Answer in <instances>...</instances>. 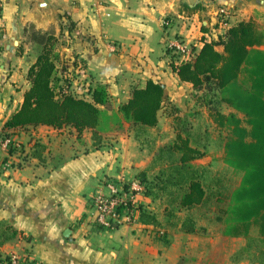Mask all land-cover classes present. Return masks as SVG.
Masks as SVG:
<instances>
[{
  "label": "crops",
  "instance_id": "1",
  "mask_svg": "<svg viewBox=\"0 0 264 264\" xmlns=\"http://www.w3.org/2000/svg\"><path fill=\"white\" fill-rule=\"evenodd\" d=\"M219 6L231 9L229 26L254 22L256 47L264 48V0H0V136L10 133L21 144L19 163L0 174V227L17 231L0 246L4 255L29 249L41 264H243L246 257L230 256L243 249L246 237L236 236L242 240L238 249L215 259L219 240L235 236L224 234V227L222 235L200 234L197 220L182 212L204 202L179 208L182 191L169 180L171 161L179 156L169 148L176 133L204 152L191 164L206 167L207 174L214 159L201 142L202 125L218 128L206 104L185 101V89L192 97L202 92L172 70L166 46L180 38L199 49L223 32L216 27ZM47 30L72 43L62 48L66 61L58 74L76 72L87 84H103L116 102L115 113L101 106L94 129L78 134L72 126H4L29 86L27 72L40 45L33 32ZM148 80L159 82L165 95L152 126L127 121L118 111L132 87ZM109 178L143 179V191L136 195L134 222L102 230L91 225L88 213L92 196ZM209 184L203 183L206 196ZM187 217L195 221L193 231L182 227Z\"/></svg>",
  "mask_w": 264,
  "mask_h": 264
},
{
  "label": "trees",
  "instance_id": "2",
  "mask_svg": "<svg viewBox=\"0 0 264 264\" xmlns=\"http://www.w3.org/2000/svg\"><path fill=\"white\" fill-rule=\"evenodd\" d=\"M68 25L71 28L72 22ZM33 39L40 43L41 51L29 66V86L24 91L23 100L4 126H72L78 134L86 128H96L101 106L109 100L106 86L96 84L90 87L89 97L73 95L68 91L71 79L58 75L54 62L58 53L53 44L58 35L53 30L35 31ZM258 43L255 23L240 21L203 40L189 60L176 61L175 54L167 53L172 70L181 80L190 82L194 90L202 92V102L208 106L216 128L225 130L227 140L223 162L242 172L238 185L229 192L224 200L226 205L218 210L216 218L223 223L224 234L246 237L247 243L242 249L245 257L251 259L253 255L256 264H264V48L256 47ZM218 45L223 49H218ZM60 78H65V85L59 83ZM164 102V88L159 82L148 80L142 87H132L129 98L119 104L118 111L127 121L152 126L156 124ZM220 103L232 110L223 112ZM4 134L10 135L2 133L1 136ZM99 138L98 132L94 131L95 145ZM169 148L179 152L178 158L171 161L173 172L169 175V180L182 191L178 207L188 209L205 202L203 177L207 169L191 164L204 152L190 146L188 137L181 131L176 133ZM140 181L143 184V179ZM217 200L223 201L218 196ZM252 225L258 232L255 236L249 232ZM182 227L193 231L195 221L187 217ZM16 234L12 226H1L0 246ZM253 241L257 242L256 246ZM8 263L9 254L4 255L0 250V264Z\"/></svg>",
  "mask_w": 264,
  "mask_h": 264
},
{
  "label": "rangeland",
  "instance_id": "3",
  "mask_svg": "<svg viewBox=\"0 0 264 264\" xmlns=\"http://www.w3.org/2000/svg\"><path fill=\"white\" fill-rule=\"evenodd\" d=\"M62 35L63 33L59 34L58 40L53 44V48L55 49L56 54L58 53L57 58L54 59V62L58 67V71L62 66H64L63 63L66 61V56L62 53V48L70 47L72 44L67 42V40L62 39ZM41 47V45H38V47L36 48V56L41 51ZM35 59L33 60V62L35 61ZM69 73L70 75H65V77H69L72 81L71 87H69L68 91H70V93L75 96L86 97L87 94H89L88 91L90 87H93L94 85L87 84L88 81L86 79L84 80L82 78L81 80V78H77L78 74H76V72ZM64 79L65 78H60L59 83L65 85ZM185 94H187L185 97V101L187 100V103H190L191 99L195 100L196 102L203 103L201 99L202 93L196 94L197 97L196 95L195 97H192V95L194 94L185 89ZM208 97L209 94L207 95L206 100L208 99ZM115 103L116 102L112 100L109 95V100L104 107L110 109L113 113H115ZM221 104L222 103H220V105ZM222 111L227 112L226 107L222 106ZM198 121L201 122L202 119H199ZM202 127L206 129L204 130L205 132H201L203 133L201 142L207 145L206 151L207 153L211 154L214 159L213 163H211V167L209 168L210 171L206 174L205 177H203V181L206 184L210 183L209 186H212V190L210 189V187L208 188V196L203 204L193 207L186 212H182V214L184 215L186 213L197 220V228L200 234L204 235L213 233L214 235H222L224 225L220 221H217L215 217H217V214L219 213L218 210L221 207H225L226 201L224 200H226L229 192L238 185L242 172L233 170L221 160L223 142L226 137L225 130H218L213 126L206 124H203ZM217 196L221 197L223 201H218ZM249 232L254 236L258 234L256 227L253 225L250 227ZM231 238L228 240H219L218 253H216L215 259H218L219 261L224 260V252L226 250L228 253V251H230L231 249L239 247L242 241L241 238L236 236ZM252 244H255L256 246L257 242L253 241ZM239 248L240 249L237 248L238 250H236V252L232 254V256H230V259L236 261L245 258V255L242 253V248ZM252 248H254V245H252ZM244 260H241L243 264H256V260L254 259L253 255H251V259H248L246 257V259Z\"/></svg>",
  "mask_w": 264,
  "mask_h": 264
},
{
  "label": "built area",
  "instance_id": "4",
  "mask_svg": "<svg viewBox=\"0 0 264 264\" xmlns=\"http://www.w3.org/2000/svg\"><path fill=\"white\" fill-rule=\"evenodd\" d=\"M231 9L227 6H219L215 11L216 22L219 26L226 28ZM208 40V39H205ZM116 47V44L114 45ZM166 51L175 54L176 61L189 60L195 52L196 47L183 39H174L167 43ZM21 144L11 135L0 136V174L14 168L19 163L18 153ZM143 191V184L136 178L131 181L109 178L94 193L91 199V207L88 219L92 226L110 230L122 223H132L140 205L136 195ZM8 264H41L29 249L21 252L9 253Z\"/></svg>",
  "mask_w": 264,
  "mask_h": 264
}]
</instances>
